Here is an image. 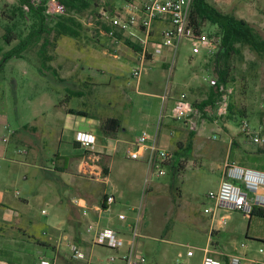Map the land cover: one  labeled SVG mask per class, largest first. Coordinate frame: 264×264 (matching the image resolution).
<instances>
[{
    "label": "rangeland",
    "instance_id": "1",
    "mask_svg": "<svg viewBox=\"0 0 264 264\" xmlns=\"http://www.w3.org/2000/svg\"><path fill=\"white\" fill-rule=\"evenodd\" d=\"M88 1L89 6L82 12L71 13L81 25L77 36L56 35L52 30L43 32L27 46L22 57L12 56L3 63L0 71V202L7 207H0V225H6L3 219H10L9 222L23 229L26 235L56 244L58 254H54L51 264H79L66 246L78 232L81 240L78 243L85 253L84 262L80 264L87 263V260L94 264H117L118 260H110L114 251L93 245L94 231L87 229L89 225L107 227V214L97 222L89 207L82 208L73 202L84 194L90 200L100 199L102 187L110 189L107 184L95 180L105 175L103 168H107L108 163L106 157L95 162L98 176L94 170L77 169L76 164L80 162L73 161V158L82 151L73 146V138L75 131L85 128L88 121L82 116L69 114L66 109L86 108L101 115L102 121L106 116H121L123 103L129 111L137 114L140 108L136 99L154 100L158 101L153 111L154 124L159 126L157 143L168 150L171 157L161 164L164 174L149 171L146 175L147 166L143 160L124 159V163L115 164L108 174L109 185L120 187L129 175L134 207L130 208L128 203L120 209L126 215V221L133 223L138 217L136 249L149 263L199 264L202 249L213 239L208 234L209 226L216 227V218L210 220L209 214L203 211L204 207L212 206L208 191L218 187L224 164L229 166L241 159V153L251 147L257 151L264 149V143H254L241 133V122L245 120L250 133L263 134L264 58L258 57L247 45H238L239 52L230 60L231 76L227 86L231 88L227 92L228 104L232 103L231 112L228 113L227 109L225 114L217 115L219 96L214 108L206 106L204 113L200 110L184 123L170 116V104L182 92L192 104L206 99L213 87L209 80L216 78L213 53L206 52L203 46L194 53L191 41L183 40L174 55L170 77L169 63L166 62L164 75L156 84L149 86L143 81L142 74L136 86L130 72L137 63L128 56L114 58L112 55L121 50L131 53L132 48L123 38L114 43L104 34L107 21L102 12L114 13L128 2L137 0ZM207 1L222 12L245 19L264 37V0ZM16 2L0 0V61L4 53L17 44V40L6 42L2 38L4 25L8 23L2 11L5 8L8 13ZM28 25L25 22L13 30H21L24 36ZM203 37L217 45L220 41L216 26L206 19ZM45 40L48 41L45 49L51 59L43 65L39 50ZM102 69H106L105 74ZM89 74L97 78L93 85L88 84ZM109 77L111 84L108 86L97 82ZM152 94L166 95L163 110L160 99L150 97ZM128 96L134 100L129 106ZM65 114L72 123H66L63 130L60 117ZM152 128L149 132L154 133L155 127ZM57 153L61 160L54 158ZM81 156L86 160L87 152ZM77 209L82 215L78 225ZM220 214L217 211L215 217ZM230 215L237 217L235 221L228 220L225 229L235 224L239 228L230 240L237 244L246 243L247 256L262 260L264 241L252 242L244 232L249 224V234H264V216L258 218L263 226L256 231L255 219L249 222L248 217L238 212ZM11 232L8 227L1 232L6 236L0 237V246L11 248L13 243L25 239L14 231L15 239L11 240ZM192 247L194 255L189 257L186 251ZM43 249L46 252L44 257L51 258L50 249Z\"/></svg>",
    "mask_w": 264,
    "mask_h": 264
},
{
    "label": "built area",
    "instance_id": "2",
    "mask_svg": "<svg viewBox=\"0 0 264 264\" xmlns=\"http://www.w3.org/2000/svg\"><path fill=\"white\" fill-rule=\"evenodd\" d=\"M191 3L192 0H137L128 2L123 9L114 13H108L106 10L102 12L108 27L104 30V34L110 37L114 43L119 42L120 35L127 36L139 46V62L131 70V75L137 82L142 74L144 62L150 57L163 54L164 50H169L171 54L167 61L169 63L168 76L170 77L174 55L183 40L191 41V50L194 53L200 51V46H203L208 53H214L217 50L216 42L207 40L203 35L200 37L194 35L193 28L189 24ZM64 10V5L58 0H46L45 13L57 15L62 14ZM158 18L167 19L169 26L161 31L159 39H153L152 23ZM209 84L220 93V98L217 100L219 102L217 115H223L228 109L227 92H230L231 88L227 87L228 85L217 84L216 79H210ZM160 101L163 110L166 102L165 94L160 97ZM197 112L187 99L186 93L182 92L173 100L170 116L175 120L183 121ZM158 129L157 125L154 133L147 129H141L137 135L135 149L128 153L131 159H139L145 151L146 175L149 171L156 172V175L164 174L161 164L171 159L169 151L158 146ZM241 131L249 136L252 142L264 143L263 135H259L258 132H249L245 120L241 122ZM74 140L84 148H93L94 137L90 132L77 131ZM261 187H264V169L243 167L234 163L229 166L224 165L218 187L207 193V197L212 201V206L204 207L203 211L209 214L211 220L215 218L217 211H238L249 217L254 206L264 208V193L260 192ZM105 196L107 208L114 201V197L113 195ZM73 202L82 208H87L86 203L80 202L79 198L73 199ZM118 218L124 220L126 215L119 213ZM218 218L221 225L227 223L226 214L219 215ZM137 219L136 216L133 223L129 225L127 241L119 231L111 227L89 225L87 229L94 231L91 243L113 250L114 254L110 256L111 261L119 260L121 264H149L146 256L136 249V238L139 236ZM66 246L71 257L76 260L85 259V253L79 244L70 241ZM208 251L207 248H203L204 256L201 264H239L240 262L238 256H230L226 263L207 254ZM193 253V247L186 251L188 256ZM51 263L52 260L49 258L44 256L39 258V264Z\"/></svg>",
    "mask_w": 264,
    "mask_h": 264
},
{
    "label": "crops",
    "instance_id": "3",
    "mask_svg": "<svg viewBox=\"0 0 264 264\" xmlns=\"http://www.w3.org/2000/svg\"><path fill=\"white\" fill-rule=\"evenodd\" d=\"M124 6L121 7V9H123ZM119 9V10H121ZM169 26V22L167 19L165 18H158L156 20L153 21L152 23V37L153 39H159L161 36V31ZM125 37V36H124ZM127 37V36H126ZM119 47V45H118ZM102 54H105V52H102ZM114 58H119L121 55L123 56H128V59L134 61L135 63L139 62V51L135 50L132 48L131 53H128L127 50H121V52L119 53H115L112 54ZM170 58V51L169 50H164L163 54L159 55V56H154V57H150L149 59H147L144 62L143 65V71L142 74H144V79L143 81L149 86H152L153 84H156L157 79L160 80L163 75H164V71H165V65L164 63H166ZM97 69V68H96ZM114 70V69H111ZM132 70V69H131ZM97 71V70H96ZM99 71V70H98ZM102 73H106V69H102L101 71ZM97 73V72H96ZM141 74V75H142ZM130 77L132 79H134L131 75L130 72ZM62 76L59 77L60 80ZM90 81H88V84L93 85L95 83V76L89 74ZM135 80V79H134ZM136 81V80H135ZM99 84H102L104 86H108L111 84V78L109 77L108 79H101L97 81ZM138 85V82L136 81V86ZM78 95V94H76ZM129 97V104L133 103L134 104V100L132 97ZM150 97H153L155 99H160V95L159 94H152L150 95ZM125 102V101H124ZM136 103H138V107L140 108L139 112H137V114L129 111L128 108H126L125 104H122V107H124V111L121 112V116H117L120 118L121 121V128L112 134H104L100 128V121H101V115L92 113L90 111H88L86 108H77V109H83L86 110L91 116H82L84 118H87L86 120L88 121V123L86 124V127L83 129H79L75 131V133L77 131H85V132H90L93 137H94V143H93V148H84L82 146L79 145V143H75L73 144V146H77L82 152L80 153L79 156H76L75 158H73V161H79L80 163L76 164L77 165V169H84L88 170H94V174L95 175H99V172H97V168L98 166L95 165V162L99 160V158L101 157H106L108 166L107 168H105L107 170V173L105 175H103L102 177H97L95 178V180L98 181H102L103 184H107L110 189L107 190L105 188V186H103L101 193H100V199L103 195H113L114 197V201L107 207V208H102L100 206V199H94V200H90L88 199V195L84 194L83 196H78L79 201L80 202H85L87 207H89V209L91 211H93V213L95 214L96 218H97V222H98V218L102 217L104 214H107L106 217V224L108 227H111L117 231H119L124 239L127 241L129 238V225L132 223L131 221H126V218L124 220L119 219L118 218V214L119 213H124L120 208L126 205L131 204L130 208H133L134 205L133 203V193H132V189L129 185L128 179L130 178L129 175L127 176V180L122 181L120 187H117L116 185L112 184L111 186L110 184V179L108 177V174L112 171V168L115 164L119 163L121 165L122 161L124 163V159H129V160H137V159H131L128 156L129 151H132L133 149H135L136 147V139H137V135L139 133V131L141 129H147L148 131H151L152 127H155L156 124H154L155 122V118L153 115V111H154V107L155 105H157V102H155L154 100H148V99H136L135 100ZM173 105V102L170 104ZM150 111L151 113L149 114ZM141 113V114H140ZM198 113V112H197ZM70 114V113H69ZM196 114V113H195ZM77 116H81L76 114ZM115 115H110V116H116ZM99 116V117H98ZM191 116V115H190ZM189 116V117H190ZM98 117V118H95ZM108 117V116H106ZM61 121L63 122V127L62 129L64 130L65 127L67 126L66 123H72V120L67 118V115L65 114V117L62 116L60 117ZM190 119V118H189ZM184 123H186V119L183 120ZM75 125H78L77 123ZM150 129V130H149ZM153 129V128H152ZM62 130V131H63ZM75 139V135L73 138V141ZM238 146V144H237ZM255 147H251L249 150H247V152L245 153H241V159L237 160V161H233L234 164L239 165V166H243V167H251V168H257V169H262L260 167H258L259 165H261L262 162H258V161H249V155H247L248 153L251 152H256V149L254 150ZM87 152V156H86V160L84 159L82 155V153ZM145 151H143V155L141 156V160H143L145 162ZM56 160H61L60 155L57 153L55 155ZM91 161L90 163L87 161ZM72 161V162H73ZM65 162H63L62 164L65 166L64 164ZM225 165V164H224ZM122 169V167H121ZM74 176V175H72ZM260 192L264 193V187L260 188ZM98 196V197H99ZM96 200V201H95ZM131 202V203H130ZM129 203V204H128ZM78 210V216L76 218V224L78 225L79 222H81L82 219H80V213H79V209ZM238 211H233V212H221L220 211V215L226 214L227 215V221L231 220V221H235V217H232L230 215V213H237ZM240 212H238L239 214ZM241 214V213H240ZM242 216H244L243 214H241ZM105 216V215H104ZM247 217V216H245ZM263 216H257V215H253L251 217L248 218L249 222L251 221V219H255L256 220V231L261 230V226H263L261 223L262 221L258 218H261ZM215 224L216 227H213L212 224L211 226H209L208 229V234L210 235V237H213V239L211 238L209 240L208 245H206L204 248H207L209 251L207 252V254L212 255L213 257L219 258L221 261H224L226 263H228L230 256H238L240 258V262L239 264H264V258L262 260L260 259H253L251 257L247 256V250L244 249V247L246 246V243L244 242H240L239 244H237L236 241L232 242L231 237L235 236L237 233L239 232V228H237L236 224L233 225V227H228L227 229H225V225H221L219 223V218L215 217ZM9 221H11L10 219H8ZM211 220V219H210ZM212 222V221H211ZM10 225V224H9ZM102 226V225H99ZM105 226V225H103ZM9 228V226H5L4 230L6 228ZM212 229V230H211ZM10 231H12V236L13 238H11V240L15 239V235L14 233L17 230H14L13 228H9ZM15 231V232H14ZM79 231V230H78ZM2 232V231H1ZM0 232V233H1ZM19 232V230H18ZM21 236H23L21 234V232H19ZM26 233V232H25ZM245 237L252 241V242H258L264 240V234L258 233V234H249V224L247 225V227L245 228V232H244ZM2 236H6V235H0V237ZM24 237V236H23ZM42 240L45 241V239L43 238ZM228 241V243L226 242ZM249 241V242H250ZM50 243V242H49ZM252 244V243H250ZM13 247H6V249H8L9 251H11L12 253H14V255L18 256L20 258V260L14 264H39V258L45 256L46 252L43 248H49L50 252L49 254L52 256L51 260H53V256L54 254L57 255L58 252H56L58 250V247L56 244L54 243H50V245H52L54 248H52V246H41L37 243H34L31 240H27V239H20V242H18V244L13 243ZM17 246V247H16ZM0 248H5L3 246H0ZM44 251V252H43ZM203 251V249H202ZM194 255V253H193ZM193 255L189 256L192 257ZM188 256V255H187ZM204 256V252L201 256V261L202 258ZM47 258V256H46ZM84 262V260H76L77 263H81ZM87 263L84 264H94L92 262H88V260L86 261ZM0 264H10L7 263L5 260H3L2 258H0ZM117 264H121V261L118 260ZM151 264V263H149Z\"/></svg>",
    "mask_w": 264,
    "mask_h": 264
},
{
    "label": "trees",
    "instance_id": "4",
    "mask_svg": "<svg viewBox=\"0 0 264 264\" xmlns=\"http://www.w3.org/2000/svg\"><path fill=\"white\" fill-rule=\"evenodd\" d=\"M64 5V13L57 15H49L45 13V3L46 0H17L15 4L10 6L8 13L5 8L2 14L6 15L8 23L4 25V31L2 33V38L8 42L10 40H17V44L4 53L3 59L0 61V71L2 69L3 63L10 57H22L23 51L27 48L29 44L41 36L43 32L54 31L56 35H66V36H77L78 28L81 26L78 21L71 15V13L82 12L89 6L88 0H58ZM6 5V3L4 4ZM208 20L211 24L215 25L217 28V33L219 34L220 41L217 45V50L213 53V63L215 79L217 84L228 85L231 76V65L230 60L233 55L239 52L238 45H247L258 57L264 58V37H262L258 31L245 19L237 17L231 13L222 12L215 7L212 3L207 0H192L190 11H189V24L193 28L194 35L200 37L203 35V22ZM21 21V22H20ZM25 22L29 23L28 32L23 36L22 31H14V28L18 26H23ZM51 23V26L49 24ZM104 26V25H103ZM107 29V25L104 26ZM20 29V28H19ZM123 38V41L131 48L138 50L139 46L132 42L129 38L122 35L119 36ZM45 40L42 43V48L39 50L40 59L43 65H46L51 59V55L48 54L45 49ZM74 94H80L79 91H73ZM220 93L213 86L212 90L208 93L206 99L199 103H193V107L196 111L204 113L203 109L206 106L214 108L215 101L219 98ZM232 103L228 104V113L231 112ZM68 113L78 114L81 116H91L86 110L77 109L74 107H68L66 109ZM100 128L104 134H112L117 132L121 128L120 118L117 116H108L104 118L100 123ZM244 134V132L241 131ZM264 135V130L263 134ZM236 145V141L232 139L231 141ZM76 142L73 141V144ZM263 151V153L261 152ZM247 152V151H246ZM250 154V155H249ZM249 161L262 162L258 167L264 169V149H259L256 152L248 153ZM173 161V160H172ZM173 162L171 163V165ZM179 165V162L177 163ZM182 166V165H181ZM105 174L107 170L105 167ZM105 195L102 196L100 200V206L106 208L105 205ZM0 207H7L4 203L0 202ZM257 215L264 216V208L254 206L249 217ZM248 217V218H249ZM3 224L19 230L21 234L27 240H32L41 246H52L50 243L42 240L36 239L34 236L26 235L19 226L14 227L12 222L6 219L2 220ZM10 224V225H9ZM0 225V232L4 231L6 226ZM3 235V233H0ZM73 241L77 244L81 242L79 232L74 235ZM264 241V240H262ZM52 248H54L52 246ZM0 258L5 260L7 263L14 264L20 260V258L6 248H0ZM76 260V259H75Z\"/></svg>",
    "mask_w": 264,
    "mask_h": 264
}]
</instances>
